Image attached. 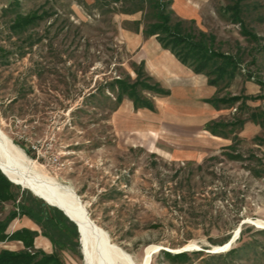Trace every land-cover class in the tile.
<instances>
[{"label":"rangeland","instance_id":"1","mask_svg":"<svg viewBox=\"0 0 264 264\" xmlns=\"http://www.w3.org/2000/svg\"><path fill=\"white\" fill-rule=\"evenodd\" d=\"M20 2L22 12L43 8L49 16L33 30L42 40L30 47L10 34V14L1 12L7 0H0V45L8 53L0 62V126L38 170L73 187L111 242L141 264L149 246L211 250L223 245L219 243L227 235L231 238L242 220L248 219L245 223L255 229L264 228L251 223L264 221V176L253 172L264 167V139H256L264 137V129L256 124V131L245 132L244 123L221 137L205 128L212 120L230 121L242 115L236 110L242 99L219 108L207 99L264 93V51L254 50L256 43H248L239 25L222 13L225 0L172 3L174 19H194V28L215 35L217 50L235 53L238 44L249 50L241 54L235 78L230 83L224 78L218 85L209 84L204 74L187 80L174 66L169 68L173 76L159 73L153 59L161 51L154 45L160 43L155 36L141 33L143 22L135 30L133 21L142 13L121 12L120 0L108 4L104 0L98 4L94 0ZM259 13L264 16V7ZM246 18L264 44V21L256 20L255 14ZM23 45L25 52L20 56ZM137 79L158 83L169 92L137 87L150 108L136 107L125 93L118 100L116 80L133 83ZM246 102L252 108L264 106V99ZM229 144L235 145L241 160L221 154ZM211 154L217 158L203 167V178L196 177L190 195L176 197L179 166L186 161L202 163ZM23 189L27 188L20 185L19 195ZM10 207L8 202L0 207V219ZM31 222L18 216L6 231ZM77 235L78 244L63 255L68 264H86L80 231ZM256 239V244L264 245V237ZM18 247L15 241L0 242V250L22 249ZM34 247L52 251L51 242L40 232ZM208 258L191 255L185 261H173L156 249L150 264L218 263ZM227 263L264 264V257L240 252Z\"/></svg>","mask_w":264,"mask_h":264},{"label":"trees","instance_id":"2","mask_svg":"<svg viewBox=\"0 0 264 264\" xmlns=\"http://www.w3.org/2000/svg\"><path fill=\"white\" fill-rule=\"evenodd\" d=\"M20 1L7 0V4L1 8V12L5 15L10 14L8 24L10 34L18 36L20 41L32 47L36 41L42 40V37L33 30L41 20L49 16V12L43 8L22 12ZM98 1L94 0L93 4H98ZM107 1L119 0H104V4ZM120 1L122 2L120 11L123 13L141 11L142 17L133 21L136 25L135 30L138 31L140 23L143 22L141 31L145 37L155 36L161 47L169 50L182 64L191 68L195 73L206 75L209 84L218 85V82L224 78H228L229 80L227 82L230 83L235 78L239 71L241 54L244 53V50L249 51L248 49H242L241 44H238L235 53L217 50L214 45L215 35L194 28L192 26V23L195 21L194 19H174V11L172 8L173 0ZM263 7L264 3L257 0H225L223 7H221L222 13L226 14L232 23L239 25L240 34L244 39L248 43H256L257 47H254V50L258 51H264V44H262L263 37L247 25L246 17L247 15L255 14V19L263 22L264 16L259 13V10ZM24 35L25 37H23ZM24 46H20V50L22 49L20 56L25 52ZM7 54V51L0 45V62ZM247 77L249 78L250 74H247ZM116 82H118L120 88L118 100L125 93L132 98L136 107H151L150 101L147 98L138 95L137 87L147 88L159 93L169 92L167 89L158 86V83L151 84L142 79H137L133 83H128L124 80H116ZM239 99H242V104L236 110H239L242 115L243 112H246V116L243 117L241 115L230 121L212 120L205 124V128L213 135L228 137L236 129L241 128L247 120H251L264 129V106H255L252 108L246 102L247 100L264 99V93L245 95L242 98L236 95L231 97L214 96L207 99V102L219 108L220 104L232 106ZM256 139L262 142L264 137L256 136ZM221 154L231 160L242 159L241 153L237 152L235 145L231 144L222 147ZM152 156H155V153ZM216 158L217 156L215 154H211L202 163L195 164L193 161H186L182 166H179L175 171L176 177L181 174L176 183V188L178 187L180 190L176 192V197L185 199L186 196H189L192 186L197 184V179L203 178V175H200L204 169L203 167ZM253 172L257 177L264 176V167L254 168ZM210 173L215 175L213 170ZM19 190L20 185L9 181L0 171V207L6 202L11 204L7 214L3 219H0V242L9 240L20 241L23 244V248L19 250L1 249L0 264H68L63 255L78 244L75 224L59 209L45 203L29 190L23 189L20 195L18 193ZM105 194L103 193V195ZM23 215L28 217L38 228L30 229L29 227L23 226L8 233L6 230L10 222L14 218ZM250 230L251 232L247 233ZM39 232L51 242V252L34 247V239L39 235ZM257 236L264 237V228L255 229L247 223H244L241 225L239 235L234 244L226 252L220 254L208 253L204 250H194L192 252L181 251L177 253H172L167 250L159 251L173 261H185L191 255H207L209 257L208 259L218 262L215 264H228L227 259L240 252L246 253L253 251L264 257V245L256 244L258 242L256 239ZM229 238V235H227L219 244L226 243Z\"/></svg>","mask_w":264,"mask_h":264},{"label":"bare ground","instance_id":"3","mask_svg":"<svg viewBox=\"0 0 264 264\" xmlns=\"http://www.w3.org/2000/svg\"><path fill=\"white\" fill-rule=\"evenodd\" d=\"M0 167L10 178L22 183L23 187L31 189L53 203L64 206L79 228L86 264H137L127 251L111 242L108 233L92 220L87 204L85 205L82 200L79 201L73 187L38 170L1 126ZM253 222L259 227H264L262 220L257 219ZM226 244L217 245L214 248L219 251L229 249L230 246L225 248ZM156 249L157 246L147 247L141 264H150L151 256Z\"/></svg>","mask_w":264,"mask_h":264},{"label":"crops","instance_id":"4","mask_svg":"<svg viewBox=\"0 0 264 264\" xmlns=\"http://www.w3.org/2000/svg\"><path fill=\"white\" fill-rule=\"evenodd\" d=\"M174 1H177V2H180V0H174ZM137 31V30H136ZM139 31V30H138ZM141 32V31H140ZM142 33V32H141ZM147 46V45H146ZM146 46H144V49H143V54H146L147 53V50H146ZM154 48H159L161 51H159L158 49V52L156 53V55H158V57H154L153 61H154V64L158 65V68H159V73L161 71V73H163L164 75H172L173 76V72L172 70L169 71V68H172V66H174V70L186 77L187 80H193V79H198V76L201 74V73H195L191 68L187 67L186 65L182 64L169 50L167 49H164L161 47V45L157 44V47L156 45H154ZM149 50V49H148ZM154 49H152L153 51ZM150 51V50H149ZM150 51V52H152ZM143 62H144V58H143ZM152 62V61H151ZM153 65V64H152ZM155 68V67H154ZM174 71V72H175ZM175 76V75H174ZM159 80L161 81V77L159 76ZM159 81V82H160ZM196 88V95H195V98L196 100L198 99V89H197V85L194 87ZM181 90V88H180ZM182 92V90H181ZM190 106H194L196 107L193 102H191ZM193 113V112H192ZM192 117H194V115H192ZM247 126V127H246ZM255 126L256 124L254 122H252L251 120H247L245 122V127H246V131H256L255 129ZM248 129V130H247ZM25 227H29L30 229H37V226L36 224H34L33 222L31 223H28V225H24ZM38 238V236H36ZM37 238L34 240L35 244L37 242ZM39 240V239H38ZM16 243V246H19L18 248H23V244L22 242L20 241H15Z\"/></svg>","mask_w":264,"mask_h":264},{"label":"water","instance_id":"5","mask_svg":"<svg viewBox=\"0 0 264 264\" xmlns=\"http://www.w3.org/2000/svg\"><path fill=\"white\" fill-rule=\"evenodd\" d=\"M0 171L7 177V179L9 180V181H11L12 183H14V184H17V185H21L22 186V183H20V182H18V181H15V180H13L12 178H10L6 173H5V171L0 167ZM28 189V188H27ZM30 191H32L31 189H30ZM73 191H75V190H73ZM32 193L35 195V196H37V197H39V198H41L44 202H46L47 204H49V205H51V206H54V207H56L57 209H59L70 221H72L75 225H76V228H77V232H78V234H79V228H78V226H77V223H76V221L69 215V213L67 212V210L64 208V206L63 205H59L58 203H53V202H51V201H49L48 199H45V197H42L41 195H38L36 192H34V191H32ZM77 197H78V199H79V201H81V199H80V197H79V195L77 194ZM245 222H249V220L248 219H245V220H242L241 222H240V224L238 225V227H237V229L235 230V233H234V235L226 242L227 244L225 245V248H227V247H229L231 244H232V242L233 241H235L236 239H237V237H238V235H239V232H240V229H241V225L243 224V223H245ZM251 222V221H250ZM253 225H255V226H257L256 225V223H254V222H251ZM157 249H159V250H167V251H169V252H172V253H177V252H181V251H186L187 250V248H181V249H178L177 251H171L170 249H167V248H165V247H163V246H158L157 247ZM199 250H203V249H199ZM226 250H228V249H226ZM225 250V251H226ZM205 252H208V253H217V252H219V250H217V248H212L211 250H204ZM221 251H223V250H221Z\"/></svg>","mask_w":264,"mask_h":264},{"label":"built area","instance_id":"6","mask_svg":"<svg viewBox=\"0 0 264 264\" xmlns=\"http://www.w3.org/2000/svg\"><path fill=\"white\" fill-rule=\"evenodd\" d=\"M53 160H54V161H56V160H57V158L55 157Z\"/></svg>","mask_w":264,"mask_h":264}]
</instances>
